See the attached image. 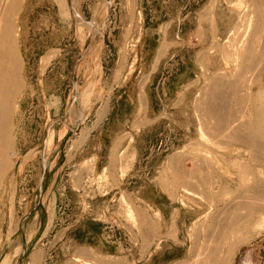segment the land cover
Masks as SVG:
<instances>
[{
    "label": "rangeland",
    "instance_id": "374dc122",
    "mask_svg": "<svg viewBox=\"0 0 264 264\" xmlns=\"http://www.w3.org/2000/svg\"><path fill=\"white\" fill-rule=\"evenodd\" d=\"M242 1L244 15L257 10L256 0ZM229 2L23 1L16 25L24 91L13 117L18 156L10 172L18 182L1 208L0 262L20 244L24 251L11 264H242L248 253L255 260L264 255V224L243 229L251 217L246 210L224 212L237 193H223L214 204L200 185L204 176L216 179L213 164L225 166L230 149L212 133L205 106L210 76L220 73L207 69L214 37L235 15ZM236 22L240 34L253 30L246 17ZM90 84L81 122L76 112ZM200 153L206 164L199 166L209 165L204 175L192 161L204 162ZM187 185L184 205L178 196ZM221 212L223 227L245 217L235 241L247 242L208 260L198 238ZM32 228L37 232L26 246Z\"/></svg>",
    "mask_w": 264,
    "mask_h": 264
},
{
    "label": "bare ground",
    "instance_id": "6f19581e",
    "mask_svg": "<svg viewBox=\"0 0 264 264\" xmlns=\"http://www.w3.org/2000/svg\"><path fill=\"white\" fill-rule=\"evenodd\" d=\"M23 1L24 0H0V222L2 217L1 208L4 205V197L6 192L9 189H12L14 191L13 196H15V191H17L15 184L16 180L14 181V178L11 179L10 172L11 167L14 165L12 164V159L15 156H18L17 151L15 150L16 142L14 143V140L16 139V136H14V129L16 127L13 128V117L19 108V99L21 98V96H23L24 91L22 65L19 61L20 58L18 55V34L16 25L23 5ZM227 1H230L228 4H230L231 9L235 13V15H232L234 17H231V19H229L230 21H227V23L229 22V25L227 31H225V29L223 30L225 33H221L218 36H216V33H214V35L216 36L214 37L216 38L215 42L217 41V43H215L216 45L214 44V47L212 48L214 51V55L210 58V61H212H209L208 64H206L208 65V71H211L212 68L214 69L217 67L220 73H212L213 75L211 74L210 76L212 77L210 78L211 87L209 95L207 94V96L209 97V102H206L207 104H205V106L207 107V114L211 117L210 119L215 121L213 122L214 127H211L212 123L208 125L211 127L212 133L214 132L213 134L218 138V140L220 139V141L222 139H225L227 142V146L229 144L230 149H227L229 154L227 152L225 153L228 154V157L224 163L225 166L220 160L216 161L217 163L213 164V159L211 160L210 158L214 157L210 156V158L208 159L207 156L209 157V153L207 155V151L203 152L206 153L204 155H207V159L204 155L202 156V153H200L201 158L204 157V159L208 160V162L211 160L209 165L213 164L216 166L213 167L215 168L214 173L216 172V179H213V181H211V177H208L209 175L206 177L204 176L205 178H201L202 180L200 185L206 189V192L210 195L209 201L214 204H218V202H220V196L223 193H237L233 202L224 203L226 206L224 212L232 208L236 209L239 212L241 210H246L248 217L250 214L252 218L250 217L248 220H246L245 224L242 227L243 229L247 227L249 229H253L254 231V229H263L264 224V0H256V2H258L257 10L251 11L246 15H244L243 13L246 7L243 6L242 0ZM241 17H246L247 23L253 22V30L250 33L249 30L244 34L239 33L240 28L237 27L236 20L240 19ZM251 18H255V20L251 21ZM79 25H82L80 26L82 28H84V26L86 28V25H84L83 23ZM216 28L218 29V27ZM83 32L88 33L89 30L86 32L84 30ZM83 32L82 36L84 34ZM50 59H52L50 55L46 56L43 59V65L50 63ZM202 68H204V70L206 69V67ZM86 87V91H84L81 95L80 105L82 108H80L81 110L78 109V111L76 112V118L78 121L84 119L85 113H83L82 110H84V108L89 105L91 95L94 90L93 84H90L89 87ZM104 107H106V105ZM106 109L107 108H104L105 111ZM205 125L207 124L205 123ZM202 128L200 129L202 130ZM78 131H80L82 135L85 134V131L80 127ZM53 136L54 135H51L48 141L49 145H53ZM219 144L220 143L218 142V145ZM219 146L216 145L217 148ZM219 149L222 154V150L224 148L222 147V149ZM116 151L114 153H116ZM218 153H220L219 150ZM114 156H116V154ZM216 156L218 157V155ZM201 158L200 161L204 162H199L198 159V161H195L194 159L196 158H194L192 161L194 164L197 163V166L199 167L198 171L202 172L201 175H204L205 173L203 174V171H206L207 166L204 167L206 161ZM198 163L205 164H201L200 168ZM213 168L211 171L212 173ZM209 170L207 169V172ZM223 173L224 175L226 174L225 176H227V180L223 179ZM207 174L208 173H206V175ZM182 179L183 181L186 180H184V178ZM182 179H179L181 181L179 183H185L186 185L187 183L190 184L191 182V180H189L190 182L188 181L186 183V181L183 182ZM182 188L183 194L181 195V197H179L180 195L178 194V198L182 204L186 205L185 198L191 197L189 185ZM189 200L190 199H188L187 201ZM50 203V221L52 223L55 217V212L53 211L55 202L53 203L52 201ZM131 210L130 213L132 214ZM224 212L215 215L216 218H210L211 222H208V225L205 224L206 226L205 228L203 227L202 230L200 229L202 231L200 232L202 234V237L200 236L198 238V242L206 245L202 250L205 251L208 260H218L222 255V249L224 248H228L229 253L234 254L236 253V248L240 244L247 242L245 241L247 239H242L244 240L243 242L239 240L235 241V233L239 230L241 231V223L243 224L242 219H245V217H236L235 223L230 226L223 227L221 222L223 218L220 219V216H223ZM259 214L263 216L262 222L261 218L257 220V216H259ZM17 226V230L19 231V224ZM35 231L36 229L32 228L31 233H29L28 235L27 233H25L26 246L31 242L34 235L36 234ZM12 232H10V234H12ZM258 232L259 231H256L253 236ZM0 244L2 246V243ZM19 246L20 247L14 250L12 254H10V252L0 263L11 264L14 257H17L19 254L21 256L24 248L23 244L22 246L21 244ZM39 253L41 254V252ZM34 255L36 254H33V258L35 257ZM34 261L36 262V260Z\"/></svg>",
    "mask_w": 264,
    "mask_h": 264
},
{
    "label": "crops",
    "instance_id": "0c3cea01",
    "mask_svg": "<svg viewBox=\"0 0 264 264\" xmlns=\"http://www.w3.org/2000/svg\"><path fill=\"white\" fill-rule=\"evenodd\" d=\"M246 257V260L244 258L242 264H264V255L262 253L259 254L257 260H255L254 253H248Z\"/></svg>",
    "mask_w": 264,
    "mask_h": 264
}]
</instances>
